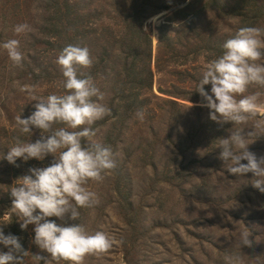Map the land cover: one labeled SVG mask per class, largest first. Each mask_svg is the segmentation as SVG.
Segmentation results:
<instances>
[{"label":"rangeland","instance_id":"374dc122","mask_svg":"<svg viewBox=\"0 0 264 264\" xmlns=\"http://www.w3.org/2000/svg\"><path fill=\"white\" fill-rule=\"evenodd\" d=\"M19 24L31 30L17 34ZM244 26L264 27V0H0V154L20 135L15 118L35 110L31 94L63 92L56 60L70 44L89 48L93 63L78 71L93 78L111 110L91 126L96 134L86 142L111 146L116 167L102 181H88L98 203L80 209L79 222L116 242L87 256L84 264H264V191L253 186V173L227 171L218 139L230 135L232 123L212 121L195 91L202 70ZM134 27L151 38L153 81L133 87L138 99L127 109L130 101L122 96L130 89L127 74L135 61L129 52ZM10 39L20 41L24 59L19 66L2 47ZM147 47L139 41L142 53ZM255 92L261 108L238 127L252 132L249 151L259 159L264 127L256 125L264 121V86L250 85L245 94ZM21 138L35 142L40 131ZM53 160L49 155L12 165L0 159V230L45 257L33 243L34 226L22 230L12 217L8 190L29 168L47 167ZM246 228L251 244L240 241ZM0 250L7 251L2 245Z\"/></svg>","mask_w":264,"mask_h":264},{"label":"clouds","instance_id":"9594fccd","mask_svg":"<svg viewBox=\"0 0 264 264\" xmlns=\"http://www.w3.org/2000/svg\"><path fill=\"white\" fill-rule=\"evenodd\" d=\"M30 30L27 24L14 28L17 34ZM2 47L16 65H21L24 53L18 39H10ZM221 49V54L200 73L195 91L203 98L201 106L210 110L212 121L232 123L230 135L218 139L219 159L227 165V171L237 176L253 173V186L264 191V156L258 159L249 151L252 132L244 134L245 128L238 127L261 108L260 93H245L250 85L264 86V27L239 28ZM56 63L63 77V92L31 94L35 110L26 118L22 114L15 118L20 135L6 154H0V159L12 165L18 160L54 158L47 167L29 168L28 174L16 178L8 190L12 217L21 222L22 230L34 226L33 243L47 256L31 253L16 235L0 230V245L7 249L0 250V264H84L87 256L104 253L116 242L108 233L89 232L79 222L80 209L98 203L96 194L86 187L88 181H102L116 167L111 146L86 142L96 134L91 126L111 110L102 102L104 94L93 78L78 71L93 63L88 47L70 44L62 49ZM205 85L211 86L210 91ZM144 115L143 110L137 112L141 120ZM256 127H264V121H258ZM34 129L40 131L35 142L21 138L25 134L32 137ZM51 217L62 221L67 217L78 223L58 224ZM249 237L246 228L240 233L241 244H251Z\"/></svg>","mask_w":264,"mask_h":264},{"label":"trees","instance_id":"16d2710c","mask_svg":"<svg viewBox=\"0 0 264 264\" xmlns=\"http://www.w3.org/2000/svg\"><path fill=\"white\" fill-rule=\"evenodd\" d=\"M242 3H250V1L253 2V0H240ZM249 4H246L248 6ZM178 14H184L183 11L178 12ZM135 20V18L133 19ZM135 31L133 32V37L131 39L132 46L129 47V52L134 57V64L133 66L128 70L127 78L131 80L130 83V89L126 91V94H123L122 99L129 100L130 102L126 104V108H130L134 105L136 100L138 99V94L133 92V87L137 86L138 84L143 83L144 81H147L148 83H151L153 80V73L150 68V43L151 38L150 36L142 30L141 27L135 28ZM160 37L161 40H164L165 32L164 29H160ZM145 40L148 47L146 53H142L139 49V41ZM168 40H173L172 38H168ZM130 43V44H131ZM142 63L141 68L137 66V64ZM132 87V88H131ZM125 91V90H124ZM132 99V100H131Z\"/></svg>","mask_w":264,"mask_h":264}]
</instances>
